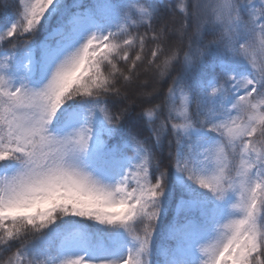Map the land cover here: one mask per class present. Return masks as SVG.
Segmentation results:
<instances>
[{"label": "snow or ice", "instance_id": "6c2138e0", "mask_svg": "<svg viewBox=\"0 0 264 264\" xmlns=\"http://www.w3.org/2000/svg\"><path fill=\"white\" fill-rule=\"evenodd\" d=\"M0 42V264H264V0H16Z\"/></svg>", "mask_w": 264, "mask_h": 264}, {"label": "trees", "instance_id": "16d2710c", "mask_svg": "<svg viewBox=\"0 0 264 264\" xmlns=\"http://www.w3.org/2000/svg\"><path fill=\"white\" fill-rule=\"evenodd\" d=\"M5 5H7V7H5ZM15 7H16V0H0V21L6 20V18H8L13 13ZM44 31H47V30H44ZM40 37H41V34H38L36 38L40 39ZM8 39H11V38L5 37V40H8ZM8 47L10 46L5 44L4 42H0V53L7 54ZM4 61H5V55H0V69L4 67ZM173 215H174V212L170 208L169 213L163 218L159 231L156 234L155 241H156L157 252H156L155 258L157 260L161 259V255L159 252L161 248H168L172 246V241L168 239L166 233L168 231L169 225L173 222ZM74 219H77V218H68V217L64 218L65 222H71ZM210 235H211L210 232L204 233L203 235L199 237V239L201 241L206 240L209 238ZM125 251H126L125 248H120L114 253V255L120 256ZM194 257H198V252L195 249V247H192L191 245L183 249L177 248L169 254V259L172 261V264H180V261H191ZM78 258L86 261L87 255L83 253V255ZM40 259L43 262V264H52V261H56V264H60L54 253L42 256Z\"/></svg>", "mask_w": 264, "mask_h": 264}, {"label": "rangeland", "instance_id": "374dc122", "mask_svg": "<svg viewBox=\"0 0 264 264\" xmlns=\"http://www.w3.org/2000/svg\"><path fill=\"white\" fill-rule=\"evenodd\" d=\"M66 256H72V254L66 255Z\"/></svg>", "mask_w": 264, "mask_h": 264}]
</instances>
